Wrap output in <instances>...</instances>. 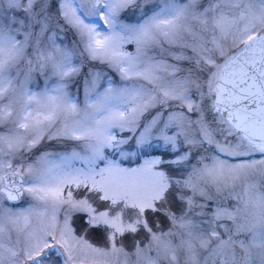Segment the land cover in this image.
Here are the masks:
<instances>
[{
	"label": "snow or ice",
	"instance_id": "1",
	"mask_svg": "<svg viewBox=\"0 0 264 264\" xmlns=\"http://www.w3.org/2000/svg\"><path fill=\"white\" fill-rule=\"evenodd\" d=\"M0 264H264V0H0Z\"/></svg>",
	"mask_w": 264,
	"mask_h": 264
}]
</instances>
